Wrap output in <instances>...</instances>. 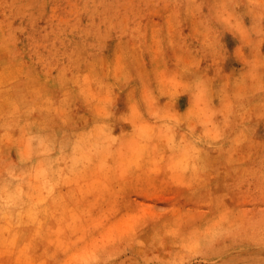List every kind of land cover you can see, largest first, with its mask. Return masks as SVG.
Instances as JSON below:
<instances>
[{
	"label": "rangeland",
	"instance_id": "1",
	"mask_svg": "<svg viewBox=\"0 0 264 264\" xmlns=\"http://www.w3.org/2000/svg\"><path fill=\"white\" fill-rule=\"evenodd\" d=\"M0 71V264H264V0H0Z\"/></svg>",
	"mask_w": 264,
	"mask_h": 264
},
{
	"label": "bare ground",
	"instance_id": "2",
	"mask_svg": "<svg viewBox=\"0 0 264 264\" xmlns=\"http://www.w3.org/2000/svg\"><path fill=\"white\" fill-rule=\"evenodd\" d=\"M10 68V67H9ZM7 70H9V69H7ZM3 71V70H2ZM1 72V71H0ZM2 73V72H1ZM0 73V74H1ZM9 73V72H8ZM83 74V73H82ZM89 74V73H88ZM2 75L3 76H5L6 75V72H3L2 73ZM9 75V74H8ZM95 76V75H94ZM8 77H10V75L9 76H7V78ZM12 77H13V75H12ZM4 78H6V77H4ZM11 79V78H10ZM9 79V80H10ZM14 79V78H13ZM29 79V78H28ZM7 81V80H6ZM10 81H12V79L10 80ZM2 85V84H1ZM72 85V84H71ZM1 88V87H0ZM16 86L15 85H9V87H5L3 90H0V100H6V99H8L9 97H13V95L14 94H16V93H14L15 91H16ZM23 88H25V87H23ZM23 88H21V89H23ZM20 89V88H19ZM18 89V90H19ZM26 89V88H25ZM30 91V90H29ZM34 91V90H33ZM30 94V93H29ZM30 96H32V95H30ZM35 96H37V95H35ZM4 98V99H3ZM41 98V97H40ZM35 99H36V97H35ZM38 100H40L41 101V99H38ZM39 101V102H40ZM9 102H10V100H9ZM44 102V101H43ZM13 103H15L14 101L13 102H11V104H13ZM29 104V103H28ZM17 106V108L19 107L18 105H16ZM45 106V105H44ZM10 108V107H9ZM18 111H19V109H17ZM17 111V112H18ZM20 112V111H19ZM16 113V112H15ZM30 113H33V112H30ZM11 114L13 115V112H11ZM17 115V114H16ZM23 115V114H22ZM30 115V114H29ZM14 116V115H13ZM27 117H28V115H26ZM11 117V116H10ZM19 117V116H18ZM17 117V118H18ZM6 118V117H5ZM24 118H26V117H24ZM29 118V117H28ZM31 118V117H30ZM11 119V118H10ZM18 119H20V118H18ZM32 119V118H31ZM22 120V119H21ZM14 121V120H13ZM35 121V120H34ZM37 121H39V120H37ZM42 121H43V119H42ZM11 122H12V120H11ZM10 122V123H11ZM30 122H31V120H30ZM19 123H21V121L19 120ZM18 123V124H19ZM9 124V123H8ZM31 124H32V122H31ZM8 126V125H7ZM41 126V125H40ZM42 127V126H41ZM42 134V133H41ZM77 135H79V133L77 134ZM46 136V135H45ZM47 137V136H46ZM73 138V137H72ZM76 138V137H75ZM77 138H78V136H77ZM39 140H43L42 138H39ZM82 140V139H81ZM54 142H55V139H54ZM82 143V142H81ZM84 143L85 142H83V146L82 147H84L85 145H84ZM72 144V143H71ZM53 145V144H52ZM52 145H51V148H52ZM62 145V144H61ZM64 145V144H63ZM49 146V145H48ZM60 147V146H59ZM68 147V146H67ZM40 148V147H39ZM50 148V149H51ZM68 149V148H67ZM71 149V148H70ZM59 151V150H58ZM64 153V152H63ZM60 154V153H59ZM50 155H51V153H50ZM55 157V156H54ZM53 157V158H54ZM58 158V157H57ZM52 159V158H51ZM51 166H52V164H51ZM53 168V167H52ZM51 168V169H52ZM47 170H49V169H47ZM56 170H59V169H56ZM55 171V170H54ZM53 174L55 173V172H52ZM57 173V172H56ZM52 175V174H51ZM59 175V174H58ZM48 176H49V174H48ZM47 176V177H48ZM52 177V176H51ZM60 177V176H59ZM58 177V178H59ZM54 179H56V175H55V177H54ZM14 180V179H13ZM49 180V179H48ZM54 181V180H53ZM44 182V181H43ZM50 182H52V181H50ZM55 182V184H56V181H54ZM53 182V183H54ZM45 183V182H44ZM2 185V184H1ZM0 185V186H1ZM14 185V184H13ZM10 186H11V184H10ZM47 186V188H48V185H45V187ZM53 186V185H52ZM52 186H50V190L52 189ZM24 188V187H23ZM1 192V191H0ZM2 193V192H1ZM4 194V193H3ZM5 195V194H4ZM2 197V196H1ZM21 197H24V196H21ZM32 199V198H31ZM2 199H0V215H1V213L2 212H4V210H5V205L3 204V202L1 201ZM28 200V199H27ZM36 204H37V202H35ZM34 204V203H33ZM10 207L9 208H11V213H13V216L16 218V221H17V219H24V218H28V219H32V218H34V216H35V213L32 215V212H31V210H32V208H33V206L31 207L30 205H31V203H30V200H28V201H22V200H19V199H17V197H14V198H12L11 199V202H10ZM8 206V205H7ZM35 208V207H34ZM33 208V209H34ZM36 209V208H35ZM43 209V208H42ZM33 211V210H32ZM36 212V211H35ZM38 212V211H37ZM42 214V213H41ZM40 216V215H39ZM13 217V219L15 220V218ZM31 217V218H30ZM35 218H36V216H35ZM40 218V217H39ZM5 219H6V214H5ZM4 220V219H3ZM2 221V220H1ZM24 221V220H23ZM8 223H9V221H7ZM24 223H25V221H24ZM10 224V223H9ZM17 224V223H16ZM21 224V223H20ZM23 224V223H22ZM26 224V223H25ZM1 225V224H0ZM15 229V228H14ZM22 229V228H21ZM15 231V230H14Z\"/></svg>",
	"mask_w": 264,
	"mask_h": 264
}]
</instances>
